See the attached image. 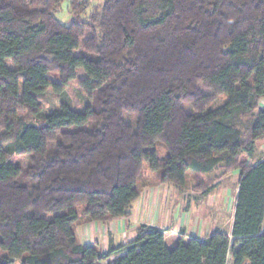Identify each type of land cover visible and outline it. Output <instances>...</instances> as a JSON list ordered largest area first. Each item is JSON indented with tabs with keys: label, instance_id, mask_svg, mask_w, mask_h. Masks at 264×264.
Returning a JSON list of instances; mask_svg holds the SVG:
<instances>
[{
	"label": "trees",
	"instance_id": "1",
	"mask_svg": "<svg viewBox=\"0 0 264 264\" xmlns=\"http://www.w3.org/2000/svg\"><path fill=\"white\" fill-rule=\"evenodd\" d=\"M62 2L0 0V264H264V160H241L264 138V0H70L69 26ZM73 84L91 102L43 116ZM146 168L179 189L238 170L232 240L169 249L143 226L105 253L81 244V220L128 217Z\"/></svg>",
	"mask_w": 264,
	"mask_h": 264
},
{
	"label": "crops",
	"instance_id": "2",
	"mask_svg": "<svg viewBox=\"0 0 264 264\" xmlns=\"http://www.w3.org/2000/svg\"><path fill=\"white\" fill-rule=\"evenodd\" d=\"M144 176L137 187L139 197L130 207L128 217L107 222L81 220L76 224L75 233L81 244L94 246L101 253H105L111 248L117 249L133 242L137 238L138 230L143 226L162 230L169 249L176 246L177 238L180 237L184 243H188L193 237L205 240L210 236L201 233L198 227L199 219L191 217L192 202L196 203L198 199L197 192L190 193L192 201L189 202L185 191L152 179L147 168ZM238 188L239 181L234 193L235 207ZM223 191L231 193L230 189L225 188ZM115 259L113 256L103 264L112 263Z\"/></svg>",
	"mask_w": 264,
	"mask_h": 264
},
{
	"label": "rangeland",
	"instance_id": "3",
	"mask_svg": "<svg viewBox=\"0 0 264 264\" xmlns=\"http://www.w3.org/2000/svg\"><path fill=\"white\" fill-rule=\"evenodd\" d=\"M94 5H96V2H91V7H93ZM89 13L90 10L80 20L86 21ZM55 17L62 25H71V23L75 19L70 14V0H63L58 11L55 13ZM77 75L79 79H84L86 77V74L82 69L77 70ZM51 80L53 82H56L54 78H51ZM225 98L226 96H222L217 99L205 110V112L220 107L226 101ZM90 100L91 99L89 98V96L81 89L78 84H73L65 90V93L62 96L53 93H47L44 100L42 101V113L43 116H46L57 111L62 102H67L73 110L80 111L82 107L91 102ZM261 106L264 107V101H262ZM184 109L188 114H199L192 104L186 103L184 105ZM33 122L36 121L33 120ZM247 136L248 135H246V137ZM156 150L159 153V161L165 162L168 158V153L164 145L160 143L157 144ZM241 158L242 162L250 165H254L258 162L263 161L264 138L256 143L255 150L252 156L248 157L247 155L243 154ZM9 163L26 168L28 164V157L12 155L10 157ZM222 172L223 170H219L218 172L213 173L211 175L213 180H210V176H203L202 179L199 178L203 183V186L201 185L200 188L195 187V185H197L198 183L197 178L191 176L190 179L188 178L189 180L186 187L183 189H178L187 193L186 198L189 202L192 201L190 199L192 198L190 193H198L197 202H192L191 217H193V219H199L198 227L201 230V233L203 232L207 233V235H211L216 231H221L229 236L232 240L231 231L234 223L235 210L234 193L239 181V171L233 170L223 176V178H217L216 175L221 174ZM225 188L227 190L230 189L231 193H224L223 190ZM206 190H209V192L205 193ZM185 205L186 203H184V206ZM53 216L54 215L48 214L44 217L47 219H52ZM6 255V253L0 251V259ZM228 264H233L231 255H229L228 258Z\"/></svg>",
	"mask_w": 264,
	"mask_h": 264
}]
</instances>
